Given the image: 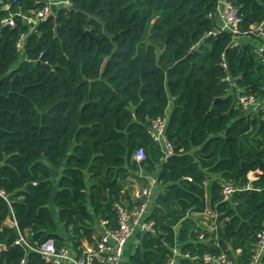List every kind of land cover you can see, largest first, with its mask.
Segmentation results:
<instances>
[{
	"label": "trees",
	"instance_id": "1",
	"mask_svg": "<svg viewBox=\"0 0 264 264\" xmlns=\"http://www.w3.org/2000/svg\"><path fill=\"white\" fill-rule=\"evenodd\" d=\"M228 1L242 36L264 29V0ZM5 3L15 24L0 22V264H47L15 244L18 232L74 250L93 242L101 219L116 227V202L134 204L128 177L145 184L135 172L157 170L155 232H138L124 264H166L174 247L175 264H207L206 252L250 264L264 228V109L246 111L237 94L264 96V57L214 31L217 0H73L32 29L18 13L41 1ZM157 117L166 160L148 132ZM224 182L236 188L227 200ZM207 208L216 233L191 215ZM11 213L17 228L4 223Z\"/></svg>",
	"mask_w": 264,
	"mask_h": 264
},
{
	"label": "built area",
	"instance_id": "2",
	"mask_svg": "<svg viewBox=\"0 0 264 264\" xmlns=\"http://www.w3.org/2000/svg\"><path fill=\"white\" fill-rule=\"evenodd\" d=\"M42 5L31 10L30 14H20L23 21L30 25L31 29L36 26L39 21L46 20L50 16L55 15V10L60 7H68L73 0H39ZM4 9L7 14L1 19L2 25L14 26L15 14L10 11L9 4H4ZM217 23L216 31H226L231 35L230 46L241 45V37L237 9L228 0H217L215 8L209 13ZM211 32V33H215ZM251 34L259 40L258 44L253 46V52L261 57H264V29L263 24H259L252 28ZM22 33L16 43V49L22 50L24 38ZM226 66V63H223ZM224 80L231 81L229 75L224 77ZM232 83V82H231ZM237 102L246 111H257L264 109V96L258 97L253 93H238ZM166 118L157 117L151 120L148 132L151 138L157 142L162 149V160L173 154V144L168 140L165 134ZM134 158L140 161L145 158V152L142 147H139ZM235 187L231 183H223L221 194L223 200L230 199L231 194L235 191ZM129 193L134 201L132 206L126 202H116L115 208L117 212L116 227H109L106 219H101L98 222L99 236L93 242L84 241L78 250L72 249L69 244H57L52 238H47L42 242H30L27 238V233L18 232V237L14 241L15 244L23 245L28 251H34L39 254L41 259L47 264H121L124 247L128 239L137 231L139 232H155L153 219L148 218L149 214V199L152 196L153 190L151 184H135L129 188ZM208 218V223L205 226L207 231L211 233L217 232V213L209 208L203 212ZM4 223L11 227L17 228V222L11 213L6 217ZM216 238V236L214 235ZM199 240L209 242L204 233L198 235ZM5 242L0 241V251L6 249ZM253 254L250 264H260L261 257L264 254V228L257 234V240L253 246ZM173 256L166 264H175V254L177 247L172 249ZM202 259L207 264H235L227 253H210L206 252L202 255ZM21 264H27L26 259L20 260Z\"/></svg>",
	"mask_w": 264,
	"mask_h": 264
},
{
	"label": "crops",
	"instance_id": "3",
	"mask_svg": "<svg viewBox=\"0 0 264 264\" xmlns=\"http://www.w3.org/2000/svg\"><path fill=\"white\" fill-rule=\"evenodd\" d=\"M6 0H0V9L4 8V3ZM241 42L243 43H247V44H251L252 46L258 44L259 40L257 38L254 37H248V36H243L240 39ZM143 178H145L146 183L145 184H151L152 186V196L149 199V206L151 207L154 204L155 201V197L157 195V193L162 190V186H160L157 181V175H158V170L153 173V174H148L145 173L143 171H139V172H135V174H137ZM250 180H253L255 178V172H250L248 175ZM135 184H142V182L138 181L134 176H130L128 177V179L126 180V188L129 189L132 185ZM207 184V183H206ZM195 219L198 220L199 224L202 226H206L208 223V218L206 217V215L202 212V213H197L194 212L191 214ZM138 232H135L127 241L125 247H124V251H123V256H122V262L121 264H124L125 261L128 259V257L130 256V254L133 253L135 247L137 246V244L139 243V238H138ZM239 253V250H236L235 254L237 255ZM181 257V253L179 251V249L177 248V252L175 254V263L179 260V258ZM234 261V260H233ZM235 263V261H234Z\"/></svg>",
	"mask_w": 264,
	"mask_h": 264
}]
</instances>
